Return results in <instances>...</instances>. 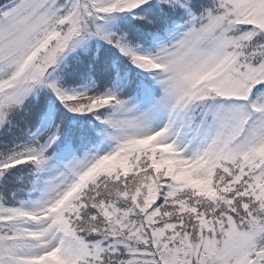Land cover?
<instances>
[{"label":"snow or ice","instance_id":"snow-or-ice-1","mask_svg":"<svg viewBox=\"0 0 264 264\" xmlns=\"http://www.w3.org/2000/svg\"><path fill=\"white\" fill-rule=\"evenodd\" d=\"M0 264H264V0H0Z\"/></svg>","mask_w":264,"mask_h":264}]
</instances>
